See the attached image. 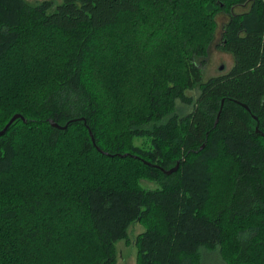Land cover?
I'll list each match as a JSON object with an SVG mask.
<instances>
[{"label":"trees","instance_id":"trees-1","mask_svg":"<svg viewBox=\"0 0 264 264\" xmlns=\"http://www.w3.org/2000/svg\"><path fill=\"white\" fill-rule=\"evenodd\" d=\"M15 114L0 264H264V0H0Z\"/></svg>","mask_w":264,"mask_h":264},{"label":"rangeland","instance_id":"rangeland-1","mask_svg":"<svg viewBox=\"0 0 264 264\" xmlns=\"http://www.w3.org/2000/svg\"><path fill=\"white\" fill-rule=\"evenodd\" d=\"M27 3L34 5L37 4L41 1L45 0H25ZM53 3H57L58 0H50ZM219 37V36H218ZM218 37L215 39V42L211 45L210 47V53L209 57L205 61V65L203 67L204 73L207 75L206 71H209V73H216L218 68L222 66V64L226 66L229 64V60L227 57L222 55L215 47V45L218 43ZM232 66V64H231ZM230 66V67H231ZM225 69L223 68L222 70H218V72H223ZM203 73V75H204ZM205 77V76H204ZM206 78V77H205ZM137 144L142 143V139L136 141ZM206 159V157L203 158V160ZM211 173L210 179H212L213 173L210 169H208ZM217 173H215L216 175ZM203 180L207 178V174H204ZM218 177H216L215 184L217 182ZM142 186H147V187H154L155 184L153 182L147 181V180H142L141 181ZM213 187H215L214 184H211ZM212 198V196H210ZM144 231V227L141 223L139 222H134L130 225L128 228V241L125 240H119L115 243V261L113 264H137V246H136V240L137 235L142 233ZM205 264H218L217 262L212 263V258L208 259L205 256Z\"/></svg>","mask_w":264,"mask_h":264},{"label":"water","instance_id":"water-1","mask_svg":"<svg viewBox=\"0 0 264 264\" xmlns=\"http://www.w3.org/2000/svg\"><path fill=\"white\" fill-rule=\"evenodd\" d=\"M18 117H20V115H18V114L13 115L11 117V119L9 120V122L5 125V127L0 130V134L4 133V131L8 128V126ZM53 125L59 127L57 124H53ZM63 128H65V126L61 127V129H63ZM170 172H171V170H169L167 173H170Z\"/></svg>","mask_w":264,"mask_h":264}]
</instances>
